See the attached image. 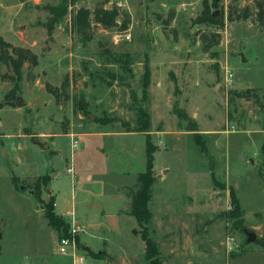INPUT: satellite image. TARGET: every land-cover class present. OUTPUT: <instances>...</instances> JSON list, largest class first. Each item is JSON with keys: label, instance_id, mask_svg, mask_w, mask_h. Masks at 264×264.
Returning <instances> with one entry per match:
<instances>
[{"label": "rangeland", "instance_id": "374dc122", "mask_svg": "<svg viewBox=\"0 0 264 264\" xmlns=\"http://www.w3.org/2000/svg\"><path fill=\"white\" fill-rule=\"evenodd\" d=\"M257 2L264 4L110 0L129 16L128 28L93 24L91 39L81 43L70 31V0H0V42L9 52L36 55L18 73L0 58V264H102L84 250L82 225L113 222V212L118 222L107 241L103 225L83 236L93 252L107 246L109 262L150 264L143 228L127 213L146 162L138 105L156 147L145 227L159 263L264 264L255 243L264 231V25ZM36 182L41 200H53L69 229L79 227L74 261L58 250Z\"/></svg>", "mask_w": 264, "mask_h": 264}, {"label": "trees", "instance_id": "16d2710c", "mask_svg": "<svg viewBox=\"0 0 264 264\" xmlns=\"http://www.w3.org/2000/svg\"><path fill=\"white\" fill-rule=\"evenodd\" d=\"M83 0H70L71 5L73 7V13L70 18V31L75 33L79 41L81 43H86L91 39V27L92 25H100L103 28H113L118 27L120 30H125L128 28L130 23V18L126 13H122L118 6L109 5L110 0H96L95 5L90 8L87 6H76L77 2ZM257 1V0H256ZM257 21L260 25H264V4L262 2H257ZM248 11V8L245 9ZM53 20L55 21L59 17V11L57 8L52 7ZM249 13L244 12L241 15V19H247ZM50 30V29H48ZM1 41V40H0ZM8 44L5 42H0V58L4 63L10 64L13 70L18 73L23 63L29 61L31 63H35L36 55L28 49L20 48V47H12V52L7 50ZM149 83V68L147 65L145 66L143 73V89L145 93V88ZM133 101L136 104V96L132 93ZM137 112V124L138 130L145 134V153H146V162L145 169L142 172H139L136 179V184L140 186L139 190H136L131 195L128 211L127 213L134 217L137 224L142 226L143 230L140 234L141 240L145 244V258L149 261L150 264H160L157 258V249L154 244V241L148 236L147 230L145 227V223L149 221L151 218V212L148 208V201L151 196V185L154 181L153 176V161L154 155L153 153L156 150L155 145L151 142L150 132H149V116L147 112L138 105L136 107ZM43 184L47 185L49 181V177L47 175L42 177ZM34 196L39 201L42 202L45 206V217L48 221V224L58 232V237L67 235L69 231L68 224L58 216L54 211V202L53 200L44 203L40 197V184L36 182L34 187ZM231 204L233 207L232 215L236 218V223H241L240 220V210H239V202L236 195L231 193ZM138 233V231H137ZM77 239V247H80L82 243L80 242V238L76 236ZM255 243L260 246V248L264 251V231L263 235L258 237L255 240ZM88 253L91 255H96L97 257H107L105 252L103 253H93L88 250ZM109 264V263H105Z\"/></svg>", "mask_w": 264, "mask_h": 264}, {"label": "crops", "instance_id": "0c3cea01", "mask_svg": "<svg viewBox=\"0 0 264 264\" xmlns=\"http://www.w3.org/2000/svg\"><path fill=\"white\" fill-rule=\"evenodd\" d=\"M71 206L73 207V205H71ZM111 215H113L112 218L114 219V221L113 222L110 221V223L103 222L101 224H98L97 222H92V221L84 220L85 224L82 225V227L84 228V233L82 234L81 240H82L83 248H84L85 251L90 250V251L93 252V250L91 248V245L89 243L90 240L89 239H84V237H83L84 235L87 234L88 237H91L92 235L89 234V233H92L93 231L96 232L97 230H99V229H97V227L103 225L104 229H102V232L104 233L103 234L104 237H101V238L103 239V242H104V241H107V240L104 239V238H107V236H105V233H109L111 231L112 232L116 231V226L115 225L118 222L117 221V219H118L117 212H113V213H111ZM115 222H116V224H115ZM133 240L135 241V237H133ZM123 251H124V254L126 255V257L128 258L129 257L128 249L127 250L124 249ZM95 252H97V251H94L93 253H95ZM103 252H105L107 254V257H96V259L102 260L103 261L102 264H105L106 262L109 263V264H110V262H111V264H115V261H113V260L112 261L110 260V262H109V256H110L109 254L110 253H109V251L107 249V246H106L105 249L102 248V249H99V251H98V253H103Z\"/></svg>", "mask_w": 264, "mask_h": 264}, {"label": "built area", "instance_id": "2783aa9c", "mask_svg": "<svg viewBox=\"0 0 264 264\" xmlns=\"http://www.w3.org/2000/svg\"><path fill=\"white\" fill-rule=\"evenodd\" d=\"M226 83L231 85L233 82V73L231 70L227 69L226 71ZM233 129V125H229L228 123V130ZM79 231V227L75 226V224L72 226L71 229H69L67 235L58 237V250L60 253H71L73 257V261L75 260V257L78 255L77 253V233ZM234 244V238L228 237L226 241L227 249L231 250L232 245ZM82 261V258L79 259Z\"/></svg>", "mask_w": 264, "mask_h": 264}, {"label": "water", "instance_id": "95a60500", "mask_svg": "<svg viewBox=\"0 0 264 264\" xmlns=\"http://www.w3.org/2000/svg\"><path fill=\"white\" fill-rule=\"evenodd\" d=\"M216 15V12H213L212 13V16H215ZM18 104H24V102L19 98L18 100ZM23 187H21L22 189ZM256 239V234L254 232H250L248 233V237H247V241L248 242H253L254 240Z\"/></svg>", "mask_w": 264, "mask_h": 264}]
</instances>
